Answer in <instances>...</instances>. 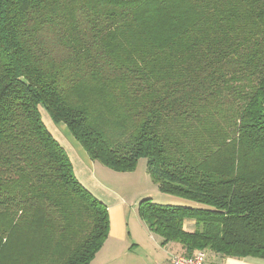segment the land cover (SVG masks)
Listing matches in <instances>:
<instances>
[{"label":"trees","instance_id":"16d2710c","mask_svg":"<svg viewBox=\"0 0 264 264\" xmlns=\"http://www.w3.org/2000/svg\"><path fill=\"white\" fill-rule=\"evenodd\" d=\"M40 108L201 206L141 200L163 245L264 260V0H0V264H91L108 207Z\"/></svg>","mask_w":264,"mask_h":264},{"label":"crops","instance_id":"0c3cea01","mask_svg":"<svg viewBox=\"0 0 264 264\" xmlns=\"http://www.w3.org/2000/svg\"><path fill=\"white\" fill-rule=\"evenodd\" d=\"M46 120L47 129L66 151L78 181L108 207L109 236L91 264H172L171 258L180 253V247L163 245L162 239L151 233L142 220L139 227L137 221L131 222L126 215L128 197L114 187L115 179L122 178L116 176L127 173L114 172L93 162L65 124H54L48 115ZM185 229L195 231V220H187ZM205 264H264V260L225 258L209 252Z\"/></svg>","mask_w":264,"mask_h":264},{"label":"rangeland","instance_id":"374dc122","mask_svg":"<svg viewBox=\"0 0 264 264\" xmlns=\"http://www.w3.org/2000/svg\"><path fill=\"white\" fill-rule=\"evenodd\" d=\"M41 115L44 121V124L47 126V112L40 108ZM50 118V117H49ZM51 120V119H50ZM69 130V129H68ZM131 173V174H128ZM127 174H123L126 176H116L122 177L115 179L116 186L115 190H120L127 196V207H126V215L130 218L131 222H138L140 227L141 218L138 213V205L139 201L144 199H152L153 202L165 205H177V206H190L196 205L197 207H201L198 204L188 202V200L177 198L176 196H172L169 194H163L159 191L158 187L152 182L148 172H147V160L142 158L139 160L137 168L133 172H128ZM145 195H142L146 192ZM143 198H142V197ZM142 198V199H141ZM143 223V222H142Z\"/></svg>","mask_w":264,"mask_h":264},{"label":"built area","instance_id":"2783aa9c","mask_svg":"<svg viewBox=\"0 0 264 264\" xmlns=\"http://www.w3.org/2000/svg\"><path fill=\"white\" fill-rule=\"evenodd\" d=\"M172 264H205L206 253L197 251L191 256L176 254L172 258Z\"/></svg>","mask_w":264,"mask_h":264}]
</instances>
